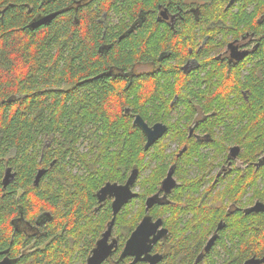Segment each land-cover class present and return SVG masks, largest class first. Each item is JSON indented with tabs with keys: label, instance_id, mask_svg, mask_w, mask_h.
<instances>
[{
	"label": "trees",
	"instance_id": "trees-1",
	"mask_svg": "<svg viewBox=\"0 0 264 264\" xmlns=\"http://www.w3.org/2000/svg\"><path fill=\"white\" fill-rule=\"evenodd\" d=\"M195 1L0 0V252L9 250L16 264H71L76 249V236L69 233L70 238L63 234L65 244L24 252L29 241L11 223L19 204L25 215L34 216L64 214L57 208L74 204L77 218L70 222L67 217H51L62 225L59 231L67 222L82 229L80 222L87 218V228L94 218H101L102 230L112 212L106 204L103 213L92 214L94 193L107 182L125 183L136 168L141 191L133 202L135 211L127 207L117 216L120 248L148 214L167 224L178 219L185 232H193L161 264H196L215 234L212 252L202 253L197 264H244L264 258V211H230L233 205L264 203V66L246 80L235 66L224 69L216 83L208 76L185 74L180 66L189 58V47L196 49L198 35L206 40L208 58L220 46L219 36L228 39L236 32L221 24L197 27ZM211 2L200 7L201 22L227 13L229 0ZM245 5L255 6L257 23L264 15V0H245ZM162 6L182 11L181 26L172 29L158 20ZM57 12L48 24L31 28L33 22ZM106 44L109 49H101ZM258 53L264 65V40ZM151 62L155 73L126 77ZM196 79L200 86L206 84L204 96L210 100L209 107H201L208 117L200 122L193 103ZM136 115L150 126H168L167 134L148 151L146 136L133 124ZM194 127L205 139L190 135ZM172 142L177 148L169 152ZM232 145L240 146L237 158L244 167H235L220 186L211 185L204 198L203 185L215 181L209 174L227 163ZM7 166L15 168L17 176L4 188ZM173 166L179 185L171 202L147 213L146 200L161 189ZM44 168L47 173L35 186L37 172ZM169 213L173 217H163ZM182 214L193 217H179ZM221 222L224 228L219 230Z\"/></svg>",
	"mask_w": 264,
	"mask_h": 264
},
{
	"label": "flooded vegetation",
	"instance_id": "flooded-vegetation-1",
	"mask_svg": "<svg viewBox=\"0 0 264 264\" xmlns=\"http://www.w3.org/2000/svg\"><path fill=\"white\" fill-rule=\"evenodd\" d=\"M211 1H214V0H197V1H195V3L197 4V8L196 9L193 8L192 13H193V15L195 14V17H197V20H198L197 21L198 22L197 27L202 26L203 28H205L207 26H216L218 24H221L222 25L221 28H226V29H228V31L230 29H234L236 32L234 35H230L228 37V39H226L224 37V35L219 36V38H218L219 40L217 41V44L220 46L217 49L215 48L214 51H212V53L210 54V56L208 58L206 57V54H205V52L207 50L206 40L202 41L201 36L198 35L196 41H194V43H193V46L196 47V49L194 50V49H192V47H189V54H190L189 58L187 59V61L182 66H180V68L188 76H192V75L196 76V77L199 76V77H201V79L203 77L208 76V77L213 78L214 83H216L217 77L218 76L222 77L224 69L228 68V70H230L231 67L235 66L236 72H239V73L241 72V78L246 80L248 77H251V75L253 74V72L256 68L261 70L262 67L264 66L263 63L261 62V55L258 53V51L260 50V48L262 46L263 40H264V34L262 33V31H264L263 30L264 29V15L259 16L257 18V23H255L254 20L256 19V17L254 14V10H255L254 5L253 6L252 5H249V6L245 5L243 7V5L245 4V0H229V4L226 8L227 13H225L223 17H213V18H211V22H208V23L201 22V20H200L201 19L200 18L201 17L200 7L202 8L208 4L211 5L213 3ZM261 1H263V0H261ZM187 12H188V10H187ZM240 12H241V18H238L237 16ZM234 15H235V17H234ZM157 18L160 22H163L167 26L174 29V28L181 26L180 25L181 21H179V19L182 20L183 15H182V11L172 12L168 7L162 6L160 8V10L158 11ZM226 21H227V24L225 23ZM132 27L134 28L135 25L133 24ZM132 30H133L132 28L129 29L128 33H131ZM124 36L125 35H121L120 38H122ZM101 49L108 50L109 45L108 44L103 45V46H101ZM243 52H248V54L245 56V58L238 60L236 58V55H239L240 53H243ZM208 63H209V65H207ZM139 67H143V66L135 67V69L130 71L128 74H126V77L129 75L134 76V75H139L142 73H155L157 71L155 69L156 64L154 62H151V63L147 64L146 66H144V67L149 69L148 71L140 72L137 70ZM258 78H259V76H258ZM200 82L201 81L199 79H196V80H194V84L192 86L194 88V91H195L193 94V103L197 109V116L196 117H197V120L199 122L202 120H205V118L208 117L207 114H204L202 112L201 107H203V105L206 107H209V103H210V100H206L207 98H206V96H204V93H206L205 90H207V86H206V84L205 85L203 84V86H200V84H201ZM249 94H250V89H246L245 93H244V97L246 99H248ZM197 125H199V123L195 124V126H197ZM192 134L196 139H199V140L200 139L203 140L206 137V135L201 130H199V128H195V127L190 132V135H192ZM234 146H238V145H232L230 147L229 153H228L229 155H228L227 163L222 162L220 166H216L214 169L211 170V172L209 174V178H215L214 179L215 181L212 183H205L203 185L201 192L205 193L204 198H207V194H208L207 189L211 185L217 183L218 186H220L221 182H222V181H220L221 179H224V180L229 179L230 174L232 173V170L235 167L240 168L237 165L238 158L233 159L232 157H230V153H231L230 151ZM204 152L208 153L209 149L204 150ZM8 169H12L11 173L15 174V178H16L17 171L15 170V168H13L11 166L6 167V169L4 171V177H5L6 171ZM4 177H3V179H4ZM174 177H175V179L179 185V182H178L176 175H174ZM15 178H14V180H15ZM127 180H126V182H127ZM34 183H35V181H34ZM125 183H118V184L123 185ZM105 185H103V186H105ZM136 185H137V181H136L135 185L132 187V190H133V192L138 194L137 198L131 200L127 205H125L119 214L124 212L127 209V207H129V211H133V212L135 211V205L133 202L139 198V192L137 191ZM103 186L101 188H103ZM101 188H99L98 191H96L94 193V195L96 197L95 198L96 199V205L92 209V214L95 213L98 215L99 213H103V210L105 209L106 204H107V206H109V209H111V212H112V218L106 223V228H103L102 230H101V227H102L101 225H103V223H101V218H94L93 219L94 222H93V224H91L92 225L91 228H87L89 225L88 224L89 218L83 219L80 222V227H82V229H77V227H76V229H74L75 224L69 223L70 218H72L76 215V214H74L75 213L74 212L75 211L74 204H71L68 206L63 205V206H60L57 208V209H59V211L60 210L66 211V213H64V214L60 213L57 215H52L50 213L43 212V213L38 214L36 216L25 215L23 212L24 209L22 208V205L19 204L18 206L20 208V211L18 212L17 215L11 216L12 217L11 223L13 224L14 229L16 231L23 232L27 237L26 240L29 241V244L24 246L22 248V250L24 252L25 251L26 252L27 251L36 252V251H42L46 248L53 249L57 244H62L63 242L65 244L66 237L63 236V234L64 235L67 234V236L70 238L69 233H73L76 236V239H75L76 249L74 248L75 253H74L73 258H72L73 260H71L70 262H71V264H88L89 258L92 256L94 249L97 247L98 242L103 238L104 233L108 229L109 223L113 219V208H112L113 198H108L105 202L100 203L99 199H98V192L100 191ZM160 190L156 194H159L160 198H162L160 200L162 202L165 201L166 204L162 205V204L157 203L150 210L154 209L156 206L168 205L171 202L170 196L172 195L174 189L172 190V192L170 194H168L166 199H164V195H165L164 191H160ZM20 194H22L21 191H20ZM247 197L244 199V202L247 201ZM256 203L257 202H255L252 205H247L245 203H242L239 205H233V206H231L230 211L231 212L243 211L244 213L248 214V213H250V209L252 207H254V205ZM83 209L86 210L85 207H83ZM25 217H36V218L33 220H29V219H26ZM51 217H67V219L69 220V222H67L65 224V226L67 228L59 231V228L62 225L59 223H55V222L53 223ZM83 217H87V215L83 216ZM88 217H92V216L89 214ZM99 217H101V216H99ZM163 217H173V216L169 213ZM179 217H193V215L182 214ZM74 218H77V217H74ZM152 218H153V221H157L158 219H162L163 224H162L161 228H165L168 231L165 236L157 239L156 241H152V244L150 242V244L152 245V248H151L149 254L161 255V257H162L161 260L156 263V264H161L162 262H165L170 256H172V254H174V251H176V249H177L176 248L177 245H180L183 242L189 241L190 240L189 236L193 232H185V230H184L185 224H183L178 219L174 222L171 221L167 224L166 219H164L162 217H158V218L152 217ZM98 220H100V221H98ZM116 221H117V217H116L113 229L111 231V236L108 240L109 244H112V243L114 244V248H113L111 255L108 257V259L103 264H131L136 259L135 256H128V257H125L123 259H121V256H122V253H123V250L125 248L127 241L129 240V238L131 237L133 232L137 229V227L141 221L137 225H134L131 233L128 235V238L125 240L122 248H120L122 241H123V239L121 237L122 232L118 228ZM183 221L188 222V219H183ZM50 226L52 227V229ZM95 226H97L96 229H95ZM70 229H74V230L69 231ZM123 234H124V232H123ZM154 237L155 236L153 235V236H151L150 239L153 240ZM71 239L74 240V237H71ZM210 239H211V237H210ZM208 241L204 245V249H203L204 253L202 252L204 256H205V254H210L212 252L214 246H215V244H214V246L211 248V250L207 253L205 248L207 246ZM194 242H195V238H194ZM76 243H78V244H76ZM202 253L198 256V260H197L196 264L199 263V261L201 259H203ZM8 254H9V252H6V251L0 252V257H2V259H0V261L3 259L15 260V259L11 258ZM145 257H146L145 255L142 256V258H145ZM136 264H150V261L140 260Z\"/></svg>",
	"mask_w": 264,
	"mask_h": 264
},
{
	"label": "water",
	"instance_id": "water-1",
	"mask_svg": "<svg viewBox=\"0 0 264 264\" xmlns=\"http://www.w3.org/2000/svg\"><path fill=\"white\" fill-rule=\"evenodd\" d=\"M60 13H53L46 17H43L31 24V28L35 29L45 24H48L52 20H54ZM248 52L240 53L236 55L238 60L245 58ZM133 124L138 126L144 135L146 136V143L144 149L148 151L152 148L159 140H161L168 132V126L164 123H156L150 126L142 116L136 115ZM230 157L236 159L241 152V148L239 146H234L230 151ZM12 169H8L6 171L5 177L3 179L4 188L7 187L8 184L13 182L15 178V174L11 173ZM47 173V169H40L37 172L35 177V185L38 186L42 177ZM139 175L138 168L134 169L127 180V182L123 185L118 183H110L108 182L103 188L98 192L99 202H105L108 198H113L112 208H113V219L108 225V229L103 235V238L98 242L97 247L94 249L92 256L88 260V264H103L108 257L111 255L114 244H109L108 240L111 236V231L113 229L116 217L121 212L122 208L127 205L131 200L137 198L138 194L133 192L132 187L135 185ZM175 168L171 167L167 173L166 178L162 181L161 190L164 191V199L167 198L168 194L172 192L178 186V183L174 177ZM159 194L151 196L146 201V211L148 212L155 204H166L165 201L162 202ZM264 211V203L257 202L254 207L250 209V213H258ZM163 224L162 219H158L157 221H153V218L150 215H147L143 218V220L138 225L137 229L133 232L129 240L127 241L125 248L123 250L121 259L128 256H135L136 259L131 264H136L140 260H148L150 264H156L161 260V255H151L149 254L152 248V241H156L157 239L165 236L167 234V229L161 228ZM161 228V229H160ZM224 224L221 222L219 224L218 229H223ZM155 236L153 240H151V236ZM218 238V234H215L208 241L207 246L205 248L208 253L211 248L214 246L216 240ZM151 242V244H150ZM6 252H9L7 250ZM145 255V258L142 256ZM264 263V258H252L246 261L244 264H262ZM0 264H16L15 260L3 259L0 261Z\"/></svg>",
	"mask_w": 264,
	"mask_h": 264
},
{
	"label": "rangeland",
	"instance_id": "rangeland-1",
	"mask_svg": "<svg viewBox=\"0 0 264 264\" xmlns=\"http://www.w3.org/2000/svg\"><path fill=\"white\" fill-rule=\"evenodd\" d=\"M137 70L140 71V72H145V71H148L149 69L143 66V67H139ZM176 148H177V144H176L175 142L170 143L169 152H172V151L176 150ZM81 149H82V150H83V149H86V146L83 145V146L81 147ZM237 165H238V167H240V168H243V167H244L240 161H237ZM152 166H153V164H152ZM73 172H74V173H78V174L80 173V171L78 170L77 167H74V168H73ZM137 191H138V192L141 191L140 186H137ZM139 205H140V202L138 201V202H137V206H139Z\"/></svg>",
	"mask_w": 264,
	"mask_h": 264
}]
</instances>
